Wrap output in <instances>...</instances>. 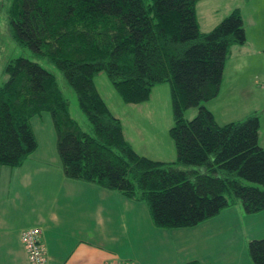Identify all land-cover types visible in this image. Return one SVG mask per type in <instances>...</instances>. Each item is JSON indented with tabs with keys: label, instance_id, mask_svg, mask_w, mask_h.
I'll list each match as a JSON object with an SVG mask.
<instances>
[{
	"label": "trees",
	"instance_id": "16d2710c",
	"mask_svg": "<svg viewBox=\"0 0 264 264\" xmlns=\"http://www.w3.org/2000/svg\"><path fill=\"white\" fill-rule=\"evenodd\" d=\"M198 1L12 0L6 9L12 39L62 74L89 128L70 116L52 73L26 57L10 59L0 85V167H19L34 153L29 122L47 112L64 176L144 202L156 227H193L237 202L247 214L263 210L260 115L218 125L204 106L219 93L230 48L245 43L242 16L234 8L203 33ZM100 73L129 106L168 84L174 161L132 149L96 89ZM190 108L196 115L187 120ZM247 251L251 264H264V238L249 241Z\"/></svg>",
	"mask_w": 264,
	"mask_h": 264
},
{
	"label": "crops",
	"instance_id": "0c3cea01",
	"mask_svg": "<svg viewBox=\"0 0 264 264\" xmlns=\"http://www.w3.org/2000/svg\"><path fill=\"white\" fill-rule=\"evenodd\" d=\"M257 1L262 5L248 6L245 10L234 6L227 13L238 8L243 27L247 23L249 32L244 29L243 45L230 48L217 97L204 103L212 116L213 109L217 110V120H214L218 125L240 118L235 109H245L244 98H253L251 113L256 109L260 113L259 109L264 108V89L256 85L257 79L253 80L258 74L257 58L264 61V0ZM246 46L250 47L249 54ZM260 71L264 74L263 67ZM217 99L227 103L220 104L221 100ZM144 104L129 106L135 114L131 119L135 120H131V126L127 120V131L122 124L125 140L131 136L130 128L138 126L143 135H136L137 146L129 143L136 153L155 161H174V146L165 138L171 118L154 114L160 110H153L149 105L148 109L142 108ZM213 106L216 107L211 109ZM122 107L118 102V108ZM137 110L142 114L136 116ZM156 117L164 122L160 135L157 134ZM31 121L33 118L30 127ZM32 132L37 143L36 153L39 143L33 129ZM260 135L264 143L261 117L258 144L264 147L259 142ZM51 140L55 142V134L49 130L48 142ZM54 161L34 162L28 158L21 166L0 172V264H30L19 242V234L31 227L40 229L47 264H102L110 261L185 264L193 260L201 264H241L246 241L239 242L242 233L233 234L232 227L241 214L237 208L226 207L193 227L159 228L154 225L144 202L127 199L116 191L92 183L68 179L61 163ZM21 189L26 190L24 195L20 194ZM229 222L232 233L226 234ZM236 243L240 244V251Z\"/></svg>",
	"mask_w": 264,
	"mask_h": 264
},
{
	"label": "rangeland",
	"instance_id": "374dc122",
	"mask_svg": "<svg viewBox=\"0 0 264 264\" xmlns=\"http://www.w3.org/2000/svg\"><path fill=\"white\" fill-rule=\"evenodd\" d=\"M11 1L12 0H0V85L5 80V76L3 75V67L10 59L22 56V57H26L30 60L38 62L43 68H45L47 71H49L56 77V81H57L59 89L62 91L64 97L69 102L70 116L85 131L87 128H89V124L86 118L83 116V114L79 110L76 97L73 91L65 83V80L63 79L62 74L54 67V65L48 62L46 59L36 58L35 56H33V54L28 49L18 46L15 43V41L12 39L9 33L8 19H7V14H6V9L11 3ZM254 1L255 3L252 4ZM255 4L262 5L257 0H199L195 4V13H196V19L199 25V30L204 33V32H208L211 29H213V27L217 25V23H219L225 16L228 15L227 14L228 11L234 6H240L241 8H244L245 10V8L248 6H256ZM262 28L264 29V20L262 21ZM244 29L247 32H249L247 23L244 25ZM236 46H238L237 48H239L240 45H236ZM246 49H247L246 53L249 54L250 47L246 46ZM257 60H258V65H256V67H257L258 74H255V78L253 80L257 79L256 85L259 87L260 86L258 85L259 83H264V74L260 71V67L264 68V61H261L258 58ZM94 83H95L97 91L99 92L102 99L106 102L112 114L122 119V124L125 125L126 131H127V120H130L128 121L130 126L133 124L131 120H135V119H131L135 116V114H133L130 111L131 107H129V105H123V103L116 95L114 89L112 88L109 80L107 79L104 73H100L97 76H95ZM259 88H262V87L260 86ZM252 95H256V93L252 92ZM217 100H221V99H217ZM252 100L253 98H250V97L243 99V103L245 104V107H244L245 109L241 108L240 111H237V109H235V113L240 118L233 119L232 120L233 122L242 120L243 118H245L247 115L251 113L253 108L250 105V102ZM149 101L150 103H147V102L146 103L147 105L151 106L153 110L155 109L160 110L159 113L155 112L154 114H158L159 116H162V117L167 116V117L172 118L168 84H162V85L153 87L151 90ZM118 102L119 104L123 106L122 109L118 108ZM220 102H221L220 104L227 103L224 100H221ZM147 105L144 104L142 108L148 109ZM233 106L234 105H232V107ZM214 107L216 106L211 107V109H213ZM213 110H214L213 118L217 120V110L215 108ZM257 110L258 109L254 111L257 112ZM259 111L260 113L258 112V114L261 117V123H264V108H260ZM141 114L142 112L137 110L136 116L141 115ZM195 115H196L195 108H190L183 112V116L187 120H191ZM172 123L173 122L171 119L170 126L172 125ZM163 124H164L163 120L161 118L156 117L155 125L158 128L157 134L159 135L160 133H162L161 131L163 128ZM31 127L38 139L39 149L36 151V153L32 154L29 158L34 162L44 161V162L51 163L54 161L52 160V158H55L54 162H57V161L60 162L57 152H56L55 142L54 141L52 142V140L51 142H48V131L51 130L52 133H55L51 119H50V115L47 112H43L41 115L35 116L33 118V121H31ZM130 135L131 136L127 139L128 143L136 145V135L142 136L143 132L138 126L131 127ZM165 138L167 140H170L168 135ZM259 142L263 143L261 135H260ZM10 168L11 167H0V172L2 173L4 171H8ZM11 169H14V168H11ZM1 179L2 177H0V180ZM25 192L26 190L24 189L20 190V194L22 195H24ZM231 207L237 208L241 212L240 216H238L235 224L232 227L234 235L238 234V232L242 233L241 237L238 238V240L240 239L239 242L242 240L246 241V243L245 242L243 243L244 247H243L242 252H243L244 258L241 261V264H244L245 262H247V264H251L248 251H247V245L249 241L251 240H259V239L264 238V209L254 214H247L243 211L242 206L240 205L239 202H237L234 205H231ZM232 230H231L230 222H229L227 224L226 234L232 233ZM236 248H238V250L240 251L241 247L239 243H236Z\"/></svg>",
	"mask_w": 264,
	"mask_h": 264
},
{
	"label": "built area",
	"instance_id": "2783aa9c",
	"mask_svg": "<svg viewBox=\"0 0 264 264\" xmlns=\"http://www.w3.org/2000/svg\"><path fill=\"white\" fill-rule=\"evenodd\" d=\"M264 88V83L260 84ZM40 229L32 227L19 234L20 243L25 250L30 264H46L45 248L40 240ZM102 264H138L133 261H110Z\"/></svg>",
	"mask_w": 264,
	"mask_h": 264
},
{
	"label": "bare ground",
	"instance_id": "6f19581e",
	"mask_svg": "<svg viewBox=\"0 0 264 264\" xmlns=\"http://www.w3.org/2000/svg\"><path fill=\"white\" fill-rule=\"evenodd\" d=\"M45 256H46V253H45ZM46 262H47V256H46ZM47 264V263H46Z\"/></svg>",
	"mask_w": 264,
	"mask_h": 264
}]
</instances>
